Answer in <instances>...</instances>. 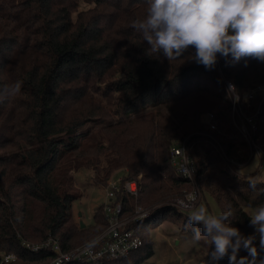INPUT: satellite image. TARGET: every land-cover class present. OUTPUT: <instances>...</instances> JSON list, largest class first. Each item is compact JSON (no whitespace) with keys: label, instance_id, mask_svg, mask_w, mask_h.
Wrapping results in <instances>:
<instances>
[{"label":"trees","instance_id":"obj_1","mask_svg":"<svg viewBox=\"0 0 264 264\" xmlns=\"http://www.w3.org/2000/svg\"><path fill=\"white\" fill-rule=\"evenodd\" d=\"M145 12L146 0H0V88L23 82L19 96L0 103V250L18 254L10 264H42L54 255L24 249L19 235L33 242L58 238L64 250L80 245L76 238L87 228L73 221L79 195L71 191V172L97 169L103 149L111 169L96 178L107 183L111 171L128 167L119 183L134 179L140 188L137 199L118 193L124 213L167 198V181L181 186L174 196L189 190L190 181L177 172L170 155L174 143L185 138L193 143L198 178L208 172L222 212L233 210L231 226L244 236L255 234L245 208L264 202V180L253 190L252 179L225 167L210 171V161L225 159L208 138L216 137L227 155L246 151L241 137L234 136L222 76L242 93L264 84V63L218 57L207 70L187 52L171 63L162 55L149 57L147 42L132 27ZM262 110L258 135L264 146V105ZM208 113L218 118L220 132L204 118ZM98 210L95 224L103 227L94 235L106 225ZM172 210L158 207L151 217L170 218ZM150 218L136 224L144 240L139 249L102 264H139L152 255L143 232ZM255 243L264 257L258 238ZM248 255L243 249L239 253Z\"/></svg>","mask_w":264,"mask_h":264},{"label":"clouds","instance_id":"obj_2","mask_svg":"<svg viewBox=\"0 0 264 264\" xmlns=\"http://www.w3.org/2000/svg\"><path fill=\"white\" fill-rule=\"evenodd\" d=\"M132 27L147 42V56L158 59L162 55L169 63L181 60L186 52L189 60L207 70L214 69L218 57L264 63V0H146L143 18L133 20ZM22 87L20 80L4 85L0 103L14 100ZM229 93L239 101L234 85H229ZM257 183L252 179L249 187L255 190ZM233 215L230 207L212 214L204 205L194 206L189 208L184 227L192 232L194 241H206L212 264L225 257L229 264H264L255 243L258 238L264 249V202L249 215L255 234L244 236L231 226ZM242 249L249 255L240 257Z\"/></svg>","mask_w":264,"mask_h":264},{"label":"built area","instance_id":"obj_3","mask_svg":"<svg viewBox=\"0 0 264 264\" xmlns=\"http://www.w3.org/2000/svg\"><path fill=\"white\" fill-rule=\"evenodd\" d=\"M230 84L234 85L231 81L225 80L228 92ZM235 90L236 95L239 97L238 102H236L235 95L229 93L232 104L231 120L237 135L241 137L247 146V150L240 148L238 150L239 157H228L216 137L210 135L208 141L223 154L228 166L246 165L256 155L259 156L262 163L263 156L261 154L264 153V146L259 142L258 131L264 105V84H257L242 93L237 91L236 88ZM206 120L212 129L220 132L218 118L214 113H208ZM192 149L193 143L185 138L174 143L170 153L171 162L177 172L191 183V188L184 191L171 204L181 211L196 206L203 198V192L197 181L198 168ZM118 193H126L137 199L140 194L138 182L134 179L126 180L123 183L109 182L107 195L110 204L107 210L103 209L106 225L88 241L72 249L64 250L58 238L49 237L42 242H33L19 235L21 246L30 252L53 251V257L42 264H72L80 261L102 264L131 255L144 243L142 236L137 231L136 224L150 218L152 210L136 204L133 212L124 213V204L122 199L118 198ZM17 259L18 254L16 252L0 250V264H10L17 261Z\"/></svg>","mask_w":264,"mask_h":264},{"label":"rangeland","instance_id":"obj_4","mask_svg":"<svg viewBox=\"0 0 264 264\" xmlns=\"http://www.w3.org/2000/svg\"><path fill=\"white\" fill-rule=\"evenodd\" d=\"M222 77L224 80H227L224 75ZM162 113L166 117H170L174 120V116L168 109L164 108ZM206 115L207 114H204V118H207ZM234 136L239 137L236 133ZM104 143L106 144L107 142L104 141ZM107 152L108 150L103 149L101 154L102 161L98 164L97 169L88 167L71 172V191L79 195V197L73 202V221L80 226L81 221H84L86 224L85 227L87 228L84 233L79 234L76 238V242H80V244L88 241L90 237L96 233L97 229L103 227V225H99L98 223L95 224V212L99 207H102L98 210L99 214L103 213V209H108L110 204L107 195L109 182H119L120 178L123 177L128 170V167H119L111 171L107 183L98 180L96 177L100 176V178H105L107 175L106 172L111 169L109 162L105 159V154ZM261 155L263 156L262 163L259 156L256 155L246 165L238 164L235 165V167L228 166L226 159L225 163H214L213 161H210L209 169L210 171L214 170L215 173H220V169H224L225 167L233 174L238 173V175L245 176L248 179L264 180V153ZM228 157L239 156L228 155ZM207 174L209 173L207 172ZM207 174L201 175L197 180L203 192V198L195 207L204 205L212 214H220L222 212V206L213 197L212 191L209 187L210 184L207 181ZM139 177L141 178L142 175H139ZM167 185L170 187L167 198L163 197L165 199L161 198L158 202H156L157 199L151 200L146 207L153 211L158 207H164L167 205V207L174 209L170 212L173 214H169L171 215L170 218H165L161 213L153 215L150 219L145 221V224L143 223V232L147 243L151 244L153 254L145 258L139 264H204V260H208L209 264H212L210 257L207 256L209 246L206 241H194L192 238V232L186 230L184 227L189 214V209L181 211L171 205L174 200L179 197L174 196L173 194L181 189V186L175 187L172 181H167ZM245 209L251 213L253 208L247 207ZM218 264H229L228 258L225 257L220 260Z\"/></svg>","mask_w":264,"mask_h":264},{"label":"water","instance_id":"obj_5","mask_svg":"<svg viewBox=\"0 0 264 264\" xmlns=\"http://www.w3.org/2000/svg\"><path fill=\"white\" fill-rule=\"evenodd\" d=\"M85 225H86V224L84 223V221H81V226H82V227H85Z\"/></svg>","mask_w":264,"mask_h":264}]
</instances>
